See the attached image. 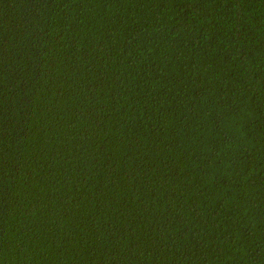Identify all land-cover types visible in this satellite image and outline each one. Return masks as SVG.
I'll list each match as a JSON object with an SVG mask.
<instances>
[{"label": "trees", "instance_id": "trees-1", "mask_svg": "<svg viewBox=\"0 0 264 264\" xmlns=\"http://www.w3.org/2000/svg\"><path fill=\"white\" fill-rule=\"evenodd\" d=\"M0 264H264V0H0Z\"/></svg>", "mask_w": 264, "mask_h": 264}]
</instances>
